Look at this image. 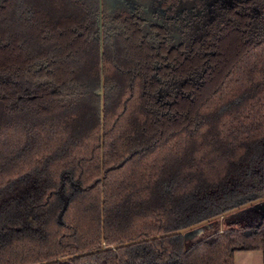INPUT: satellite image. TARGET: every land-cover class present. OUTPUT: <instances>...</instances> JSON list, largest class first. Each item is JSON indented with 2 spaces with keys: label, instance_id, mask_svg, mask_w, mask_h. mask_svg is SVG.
<instances>
[{
  "label": "trees",
  "instance_id": "1",
  "mask_svg": "<svg viewBox=\"0 0 264 264\" xmlns=\"http://www.w3.org/2000/svg\"><path fill=\"white\" fill-rule=\"evenodd\" d=\"M263 196L264 0H0V264H233L264 214L179 230Z\"/></svg>",
  "mask_w": 264,
  "mask_h": 264
},
{
  "label": "rangeland",
  "instance_id": "2",
  "mask_svg": "<svg viewBox=\"0 0 264 264\" xmlns=\"http://www.w3.org/2000/svg\"><path fill=\"white\" fill-rule=\"evenodd\" d=\"M264 212L256 209L255 206H245L231 213L228 218L224 220H217L207 223L204 226H199L197 229H191L185 235V244L190 246L198 240L205 238L208 235L219 231L221 227L230 221H240L242 224L253 226L261 218ZM233 264H264V252L261 251H242L238 250L233 255Z\"/></svg>",
  "mask_w": 264,
  "mask_h": 264
},
{
  "label": "water",
  "instance_id": "3",
  "mask_svg": "<svg viewBox=\"0 0 264 264\" xmlns=\"http://www.w3.org/2000/svg\"><path fill=\"white\" fill-rule=\"evenodd\" d=\"M261 202H264V196L263 197H260L257 200H253L252 202L246 204L245 206H251L252 204H256L255 205V208L256 209H260V210H262L264 212V203L257 205V203H261ZM195 227H197V226H194L193 228H195ZM188 231H190V230H188V229H185V230L182 229V230H179V233H182V234H185L186 233L187 234Z\"/></svg>",
  "mask_w": 264,
  "mask_h": 264
}]
</instances>
